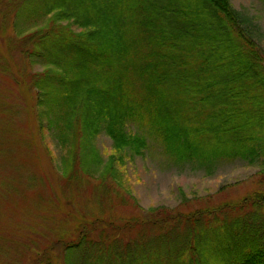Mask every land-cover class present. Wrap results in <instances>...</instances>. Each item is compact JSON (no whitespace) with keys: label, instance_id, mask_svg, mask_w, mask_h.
Masks as SVG:
<instances>
[{"label":"trees","instance_id":"1","mask_svg":"<svg viewBox=\"0 0 264 264\" xmlns=\"http://www.w3.org/2000/svg\"><path fill=\"white\" fill-rule=\"evenodd\" d=\"M10 1L17 34L30 29L19 27L22 3L36 9L31 22L47 24L24 35L19 63L10 49L8 58L0 55V75L19 78L24 60L45 62V70L17 84L35 90L40 135L53 131L68 153L61 181L79 187L98 179L94 194L110 204L119 198L113 189L124 152L144 155L151 139L173 164L212 171L243 159L258 163L264 177V53L257 24L232 0ZM5 103L0 97V114L9 111ZM0 125L10 132L1 116ZM102 131L116 149L103 166L93 143ZM35 176L30 188L43 182ZM141 216L121 224L81 217L76 232L54 239L43 251L49 255L32 264H53L57 245L66 257L117 259L145 241L174 246L171 264H264V190L188 212L152 207Z\"/></svg>","mask_w":264,"mask_h":264},{"label":"rangeland","instance_id":"2","mask_svg":"<svg viewBox=\"0 0 264 264\" xmlns=\"http://www.w3.org/2000/svg\"><path fill=\"white\" fill-rule=\"evenodd\" d=\"M10 3V0H0V55L8 58L10 49L19 63L29 34L24 35L38 30L40 26L46 27L47 23L44 20L31 22L36 9L31 3H22L19 27L30 29L24 31L25 34H17ZM232 3L257 24L255 39L264 53V2L232 0ZM3 27L6 30L3 31ZM73 29L79 30L74 26ZM5 41H9L11 46H15V43L18 45L15 48L1 46V42ZM22 67L17 71H20L19 78L11 75L6 79L0 75V97L9 108L0 116L10 127L8 133L0 130V264H32L34 259H44L49 255L43 252L46 246H50L60 235L66 239L69 235L67 231L76 232L81 217L91 220L100 216L121 224L127 219L142 217V213L145 214L152 207L170 212H188L239 201L257 190H264V177L260 174L262 168L258 163L243 159L224 161L212 171L192 163L176 165L165 153L161 142L151 139L144 155H133L131 150L124 152L123 162L118 165L121 180L115 181L113 189L119 198L113 199L110 204L105 200L100 202L98 191L94 194L93 189V185L99 183L98 179L92 178L93 185L83 182L79 187L59 179L65 169L64 160L68 153L61 147L53 131L45 130L40 135L35 90H29L22 83L17 84L35 72L45 70L46 64L42 59L33 63L24 60ZM129 128L132 132L146 133L136 124H130ZM93 140L99 154V164L103 166L116 153L113 140L104 131ZM32 174L36 175L34 178L42 177L43 182L38 183L36 179L34 187L30 188L28 181ZM108 188L106 186V191ZM15 199L24 204L17 206ZM70 236L75 238L74 233H70ZM167 249L145 241L138 249L121 252L117 259H106L105 254L85 252H75L66 257L62 247L57 245L50 257H53V264H171L178 252L174 251L171 255L174 246L171 247L172 251Z\"/></svg>","mask_w":264,"mask_h":264}]
</instances>
